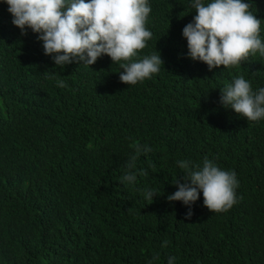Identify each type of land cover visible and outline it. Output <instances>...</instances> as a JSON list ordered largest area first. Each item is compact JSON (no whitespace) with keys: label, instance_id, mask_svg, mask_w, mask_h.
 <instances>
[{"label":"trees","instance_id":"trees-1","mask_svg":"<svg viewBox=\"0 0 264 264\" xmlns=\"http://www.w3.org/2000/svg\"><path fill=\"white\" fill-rule=\"evenodd\" d=\"M148 2L153 35L133 60L160 53L164 63L128 86L107 54L56 66L0 0V264H264V119L220 104L234 76L264 87V57L209 71L186 55L191 0ZM244 2L264 41V0ZM134 141L152 149L137 161L148 175L126 185ZM205 157L235 171L237 202L211 212L201 192L186 218L187 205L167 200L184 182L177 161Z\"/></svg>","mask_w":264,"mask_h":264},{"label":"clouds","instance_id":"clouds-1","mask_svg":"<svg viewBox=\"0 0 264 264\" xmlns=\"http://www.w3.org/2000/svg\"><path fill=\"white\" fill-rule=\"evenodd\" d=\"M12 14V23L27 35L30 29L43 42L45 55L54 64L93 65L107 54L113 63H119L122 83L135 85L153 74L163 65L161 54L152 53L143 59L133 60L138 51L146 47L153 33L146 23L152 11L148 0H5ZM244 0H191L196 15L182 29L187 40V56L207 64L209 71L223 66L238 67L257 53L264 57V41L261 39V19ZM66 87L63 80L57 81ZM220 104L234 110L247 121L264 119V87L253 90L242 75L234 76L231 83L220 88ZM132 151L125 161V173L120 182L132 185L137 176H146V170H137L142 154L152 149L139 142H132ZM183 170L184 182L176 178L177 190L167 196L168 201H182L188 206L186 218L192 215L191 205L203 194V204L211 212H226L236 202L239 182L233 170L221 169L213 160L205 157L200 164L191 160L177 161ZM146 200L153 201L158 195L154 189H138ZM164 241L162 247H167ZM158 255L153 257L157 259ZM176 257L170 256L168 264ZM151 264V262H149Z\"/></svg>","mask_w":264,"mask_h":264}]
</instances>
